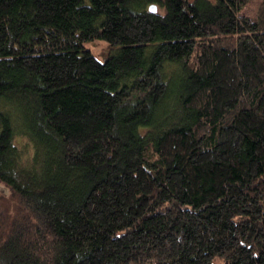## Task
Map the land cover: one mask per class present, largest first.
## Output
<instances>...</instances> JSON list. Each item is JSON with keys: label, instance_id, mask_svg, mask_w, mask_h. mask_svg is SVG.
Listing matches in <instances>:
<instances>
[{"label": "trees", "instance_id": "1", "mask_svg": "<svg viewBox=\"0 0 264 264\" xmlns=\"http://www.w3.org/2000/svg\"><path fill=\"white\" fill-rule=\"evenodd\" d=\"M247 2L0 0V264H264Z\"/></svg>", "mask_w": 264, "mask_h": 264}, {"label": "rangeland", "instance_id": "2", "mask_svg": "<svg viewBox=\"0 0 264 264\" xmlns=\"http://www.w3.org/2000/svg\"><path fill=\"white\" fill-rule=\"evenodd\" d=\"M262 1L264 0H248L247 4L242 8L240 13L253 19L256 14V9ZM86 45L91 50V52L99 59H103L108 52V47L106 43L101 40H93L87 43ZM7 196V194L3 193V195L0 197V208H4V202L6 200L4 198H6ZM9 201L11 202V200Z\"/></svg>", "mask_w": 264, "mask_h": 264}, {"label": "water", "instance_id": "3", "mask_svg": "<svg viewBox=\"0 0 264 264\" xmlns=\"http://www.w3.org/2000/svg\"><path fill=\"white\" fill-rule=\"evenodd\" d=\"M148 9H149V11H151V12H156V10H157V6H156L155 4H150V5L148 6Z\"/></svg>", "mask_w": 264, "mask_h": 264}]
</instances>
